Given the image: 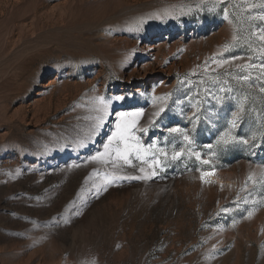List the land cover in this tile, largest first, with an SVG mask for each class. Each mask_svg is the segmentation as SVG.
I'll list each match as a JSON object with an SVG mask.
<instances>
[{"label": "rangeland", "instance_id": "374dc122", "mask_svg": "<svg viewBox=\"0 0 264 264\" xmlns=\"http://www.w3.org/2000/svg\"><path fill=\"white\" fill-rule=\"evenodd\" d=\"M261 16L264 0H0V264H264ZM122 111L143 113L129 162L120 141L92 160Z\"/></svg>", "mask_w": 264, "mask_h": 264}, {"label": "snow or ice", "instance_id": "6c2138e0", "mask_svg": "<svg viewBox=\"0 0 264 264\" xmlns=\"http://www.w3.org/2000/svg\"><path fill=\"white\" fill-rule=\"evenodd\" d=\"M260 19H264V16H261ZM233 39H235V36L233 37ZM261 40H264V35L260 36ZM225 48H227V45L225 46ZM216 62L218 65H223V64H227L229 63V61L227 60H221V61H214ZM262 67H264V65H262ZM242 79H247V77H242ZM261 91H264V88L261 89ZM125 99V97L123 96H116L113 98L114 101H123ZM96 100L99 101V108L97 109V111L99 113H101V115L99 116V121H103L104 116L107 115L108 113V109L110 107V105L113 103V100H105L104 97H96ZM165 111V109L163 107H161L158 111H156L153 115L155 117H160L161 113H163ZM143 113L140 111L137 112H132V113H128V112H119L118 113V117L119 120L116 124V131L108 138V143H106L104 145L105 148V152L104 153H98L96 156L92 157V160H98L101 159L103 156H105L109 149L110 146L113 144L114 141H120L121 143H124L125 148H124V152H120L119 150H117V158L118 159H123L125 160V162H129L128 161V156L126 155V153L128 151L131 150L132 146L129 145L127 143V141L129 139H135L134 136H132V129L136 128V124H137V119L142 115ZM129 117H133L135 119H128ZM151 126L155 127L156 122L150 121L149 122ZM99 126V125H98ZM233 127H235V123H233ZM140 131L143 132H147L148 129L147 128H141ZM180 129L178 127H172L169 129V133H179ZM184 140L188 141L189 143H191L192 141L190 140L188 135H184ZM235 140L234 137L231 136L230 133H225L224 136L221 137L220 141H218V143H223L224 145H229L231 143H233V141ZM238 142H243V143H247L246 140L244 141H238ZM182 152H175L173 155V159H178L182 156ZM196 158L199 160L200 155L199 153H196ZM166 156V153H165ZM160 161L157 159L155 161V165L159 166L160 165ZM203 164L208 165L210 163L209 160H203L202 161ZM141 172H144V169L141 168L140 169ZM156 175L155 171H153L152 175H144V176H133V177H127L128 179H143V180H148L151 179L152 176ZM214 175V170L213 171H203L200 170V179L205 182V183H211L212 181L210 179H208L209 177ZM249 215H251V213H249Z\"/></svg>", "mask_w": 264, "mask_h": 264}]
</instances>
